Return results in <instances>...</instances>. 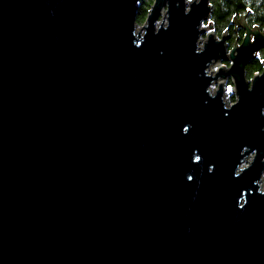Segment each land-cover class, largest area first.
Masks as SVG:
<instances>
[{"label": "water", "instance_id": "1", "mask_svg": "<svg viewBox=\"0 0 264 264\" xmlns=\"http://www.w3.org/2000/svg\"><path fill=\"white\" fill-rule=\"evenodd\" d=\"M140 1L0 0V264H264V32Z\"/></svg>", "mask_w": 264, "mask_h": 264}, {"label": "trees", "instance_id": "2", "mask_svg": "<svg viewBox=\"0 0 264 264\" xmlns=\"http://www.w3.org/2000/svg\"><path fill=\"white\" fill-rule=\"evenodd\" d=\"M153 0H141L139 2L136 22L143 23L150 9ZM211 3V19L213 21V29L216 35H220L224 30L228 31L230 37L229 43L232 45L236 37L235 24L231 22V18H239L245 16V21L249 26H257L264 32V0H210ZM250 11L246 12V8ZM239 41L242 38L243 30L239 28ZM262 60H264V47L258 56L246 64V76L249 79L255 72L262 69Z\"/></svg>", "mask_w": 264, "mask_h": 264}, {"label": "rangeland", "instance_id": "3", "mask_svg": "<svg viewBox=\"0 0 264 264\" xmlns=\"http://www.w3.org/2000/svg\"><path fill=\"white\" fill-rule=\"evenodd\" d=\"M161 19H162V15H161V17H159V20H158L157 24L160 22ZM164 20H165V19H164ZM141 24H142V23H137L136 28H139V27L141 26ZM203 26H204L206 29L210 30V29L208 28L206 22H204ZM213 31H214V29H213ZM224 31H226V30H224ZM224 31H223V32H224ZM214 32H215V31H214ZM223 32H222V33H223ZM222 33H221V34H222ZM221 34H220V35H221ZM228 34H229V33H228ZM235 34H236V36L239 37V31L235 32ZM220 35H217V36L219 37ZM202 37H204V36L202 35ZM238 37H237V38H238ZM228 43H229V41H228ZM230 45H231V44H230ZM222 63H224L225 66H227V67H228V65H229L228 62H222ZM231 84H232V82H231L230 79H227V80L225 81V83L223 84V86H224V95H225V97L227 98L228 101H232V100L234 99V94H233L232 91H230V89H229V85H231ZM251 157H252V155L250 154V155L246 158V161H245L242 165H246V164H248L247 162H248L249 160H251ZM262 180L264 181V174H263V176H262Z\"/></svg>", "mask_w": 264, "mask_h": 264}, {"label": "built area", "instance_id": "4", "mask_svg": "<svg viewBox=\"0 0 264 264\" xmlns=\"http://www.w3.org/2000/svg\"><path fill=\"white\" fill-rule=\"evenodd\" d=\"M221 65H223L224 67H227V66H225L224 63H221ZM216 87H217L216 84H212V85H210V89H211L212 91H213ZM229 89H230V91L233 90V84L229 85ZM224 98H225V101H226L227 105H229L230 103H232V102L234 101V99H233L232 101H228L227 98L225 97V95H224Z\"/></svg>", "mask_w": 264, "mask_h": 264}, {"label": "flooded vegetation", "instance_id": "5", "mask_svg": "<svg viewBox=\"0 0 264 264\" xmlns=\"http://www.w3.org/2000/svg\"><path fill=\"white\" fill-rule=\"evenodd\" d=\"M234 31H235V32L240 31V30H239V27H235Z\"/></svg>", "mask_w": 264, "mask_h": 264}, {"label": "bare ground", "instance_id": "6", "mask_svg": "<svg viewBox=\"0 0 264 264\" xmlns=\"http://www.w3.org/2000/svg\"><path fill=\"white\" fill-rule=\"evenodd\" d=\"M248 157V156H247Z\"/></svg>", "mask_w": 264, "mask_h": 264}]
</instances>
